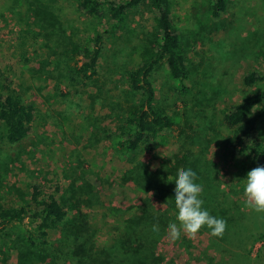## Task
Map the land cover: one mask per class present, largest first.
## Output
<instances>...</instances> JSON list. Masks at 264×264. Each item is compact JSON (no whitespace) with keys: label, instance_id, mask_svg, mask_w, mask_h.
<instances>
[{"label":"trees","instance_id":"trees-1","mask_svg":"<svg viewBox=\"0 0 264 264\" xmlns=\"http://www.w3.org/2000/svg\"><path fill=\"white\" fill-rule=\"evenodd\" d=\"M72 1L76 14L97 23L79 38L68 34L64 48L67 90L60 92V96L68 98L73 92L77 98L90 100L91 105L97 101L102 108H107L106 115L113 118V123L101 122V126L99 122L92 135L98 136V141L111 143L117 156L130 165L118 180L144 195L138 205L142 210L123 220V231L112 246L98 249L94 229L81 209L99 203L93 187L102 180L97 176L94 183L83 181V191H79L83 197L76 196L74 188L77 187L72 181L67 199L59 183L46 185L37 175H32L26 179V193L20 194L22 200L7 206L0 204V237L8 238L10 230L16 227H22L24 233V239L10 238L17 252L16 264H25V261L27 264L35 261L42 264H170L161 253L160 244L168 233V225L178 214L174 181L181 167L197 173L196 183L203 187L202 207L227 224L221 237L212 236L207 226L199 231L208 236L202 259L204 257L206 264H242L235 243L245 241L243 235L246 236L244 231L248 223H243V212L240 218L231 214L234 208L230 205L227 186L220 181L218 166L205 159V155L213 138L219 137L209 123L214 124V105L221 102L224 105L220 111L221 121L226 133L220 139L227 153L225 158L243 174L264 166V138L257 131L264 122V71L255 69L244 73L241 87L253 90L244 92L235 81L240 62L248 60L245 49H252L254 44L245 42L248 38H240L237 49L229 53L233 58H220L201 67L202 90L186 101L181 96H187V84L193 82L198 73V69L194 70L187 63L188 52L198 41L183 43L170 0ZM232 1L193 0L189 16L196 22L194 36L205 37L206 33L218 32L217 26ZM140 8H145L152 19L150 30L143 33L137 49L138 61L118 63L113 59L107 67V74L115 76L114 90L121 92L123 102L119 103V99L110 96V89L103 91L100 87V69L104 53L109 50L110 38L123 30L129 17ZM48 13L38 0L30 20L32 28L43 31L41 19ZM29 32L40 36L31 26L23 25L17 31L20 38ZM255 50L256 57L264 60V48ZM22 61L29 62L24 58ZM42 63L33 62L31 74L43 78L47 90L50 86L54 95L58 83L51 75H46ZM161 71L165 73L158 81L155 74ZM166 84L170 86L163 96ZM101 95L106 101L102 104ZM177 102L183 104L182 112ZM196 106L201 108L203 115L191 111ZM36 122L35 103L0 83V139L9 145L20 144L34 133ZM175 131L177 137L173 140ZM157 147L161 150L159 154ZM26 220L31 224L30 229L24 228ZM154 224H158V232L152 230ZM181 239L175 241L180 247ZM259 261L257 255L253 264Z\"/></svg>","mask_w":264,"mask_h":264},{"label":"rangeland","instance_id":"rangeland-1","mask_svg":"<svg viewBox=\"0 0 264 264\" xmlns=\"http://www.w3.org/2000/svg\"><path fill=\"white\" fill-rule=\"evenodd\" d=\"M170 1L173 19L181 32L183 43L198 41L194 48L189 50L187 61L189 67L198 69V73L193 79L194 85L191 81L187 84V96H181V99L189 101L198 95L197 91L202 90L201 67L220 58H233L234 55L229 56V53L237 49L240 38H248L245 42L251 41L254 47L245 49L248 60L243 59L237 68L235 74L237 84L241 87L242 77L247 71L255 69L264 71V60L255 54V49L264 48V0H233L226 15L221 19V27L217 26L218 32L206 33L205 37L194 36L196 22L189 16L193 0ZM41 3L49 13L41 19L44 30L40 32L35 27L32 28L30 23L38 0H0V83H5L21 93L25 100L34 102L37 107L35 131L27 140L9 145L0 139V204L7 206L22 200L20 194L26 193L28 186L26 179L32 175H37L46 185L52 182L59 183L64 188L67 199L72 181L77 187L74 188L76 196L83 197L82 193H79L83 191V181L92 183L97 181L94 179L98 176L102 183L95 184L93 191L97 192L99 203L83 207L81 211L94 229L96 247L98 249L110 247L123 231V220L141 213L142 207L138 208V205L143 201L144 195L120 183L118 179L130 165L117 156L111 143L98 141V136L92 135V130L99 122L101 126V122L108 125L113 123V118L106 115L107 108H102L97 101L91 105L90 100L85 97L77 98L73 92L68 98L60 96V92L64 93L67 90L65 40L68 34L75 39L79 38L87 29H92V25L97 21L76 14L72 0H41ZM151 19L145 8L135 10L124 29L110 38L109 50L104 53L99 85L103 91L110 89V96L119 99V103H122L123 99L121 92L118 89L114 90L112 81L115 76L107 74L108 64L113 59H117L118 63L138 61L137 49L143 33L150 30ZM23 25L31 26L32 31L40 36L29 32L23 35L24 38H20L17 31ZM23 58L29 62H23ZM35 61H42L46 75H51L55 83H58V90L52 89L54 95L50 86L47 90V83L43 78L31 74V65ZM164 73L161 71L155 74L158 81L161 77L163 79ZM7 80L11 84H8ZM164 87L163 96H166L167 84ZM241 88L244 92L253 90ZM102 99L104 96L101 95L100 104L106 102ZM177 106L182 112L183 104L177 102ZM214 106L215 120L208 119H213L214 124L209 125L219 137L213 138L208 145L205 159L218 166L220 181L225 183L227 194L231 196L229 201L234 208L231 214L240 218L241 212L246 213L243 214V223L245 225L248 223L246 225L248 228L244 231L246 236L243 235L245 241L235 243L236 251L241 254L242 264H253L257 255L260 257L259 264H264V213H257L245 206L244 187L247 174L241 173L231 160L226 159L227 153L220 139L226 133L220 114L224 105L217 102ZM187 108L190 109L188 105ZM191 109L195 114H202L199 106ZM257 131L264 138V122L260 123ZM1 132L0 127V134ZM176 137L177 131L173 133V140ZM159 149L157 147V154L161 153ZM194 149L197 150V147ZM174 216L173 223L178 224L177 215ZM30 225L29 220H26L24 228L30 229ZM21 228H12L8 238L0 237V264L17 263V252L12 248L10 238L22 237L24 233L21 232ZM207 237L206 234L198 233L192 238L182 232L180 238L184 241L181 239L180 247L177 242L170 240L167 233L160 244L161 253L170 264H206L201 253L207 246ZM23 259L26 260V256ZM24 263L27 264L26 261ZM29 264L42 263L35 261Z\"/></svg>","mask_w":264,"mask_h":264},{"label":"clouds","instance_id":"clouds-1","mask_svg":"<svg viewBox=\"0 0 264 264\" xmlns=\"http://www.w3.org/2000/svg\"><path fill=\"white\" fill-rule=\"evenodd\" d=\"M197 179V173L190 168L181 167L177 172L174 192L178 224L168 225V236L172 242L179 240L182 232L194 238L205 226L211 230L214 237H221L226 230L224 219L212 216L202 207L204 201L200 197L203 187L196 183ZM245 180V206L257 213H264V166L250 170ZM152 230L158 232V224H154Z\"/></svg>","mask_w":264,"mask_h":264}]
</instances>
